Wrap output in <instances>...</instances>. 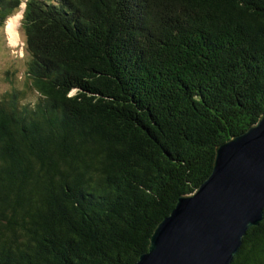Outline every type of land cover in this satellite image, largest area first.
Here are the masks:
<instances>
[{
    "label": "trees",
    "instance_id": "trees-1",
    "mask_svg": "<svg viewBox=\"0 0 264 264\" xmlns=\"http://www.w3.org/2000/svg\"><path fill=\"white\" fill-rule=\"evenodd\" d=\"M21 5L37 98L0 97V264H134L264 115V0H0V32ZM231 264H264V217Z\"/></svg>",
    "mask_w": 264,
    "mask_h": 264
},
{
    "label": "water",
    "instance_id": "water-1",
    "mask_svg": "<svg viewBox=\"0 0 264 264\" xmlns=\"http://www.w3.org/2000/svg\"><path fill=\"white\" fill-rule=\"evenodd\" d=\"M263 217L261 115L245 132L215 148L210 175L192 194L178 198L134 264H231L247 231Z\"/></svg>",
    "mask_w": 264,
    "mask_h": 264
},
{
    "label": "rangeland",
    "instance_id": "rangeland-1",
    "mask_svg": "<svg viewBox=\"0 0 264 264\" xmlns=\"http://www.w3.org/2000/svg\"><path fill=\"white\" fill-rule=\"evenodd\" d=\"M21 6L24 9V5ZM21 8L16 14L21 15V17L16 19L13 28L14 32L17 33V37L12 38L7 31V23L13 17L7 21L4 30L0 32V38H2L0 46V97L5 93L13 91V89L25 91V95L21 101L22 104L27 105L29 102L34 103L37 95L28 88L29 82L26 80L27 56L24 48L25 37L20 30L23 13ZM7 71L12 73L9 78L5 75Z\"/></svg>",
    "mask_w": 264,
    "mask_h": 264
},
{
    "label": "bare ground",
    "instance_id": "bare-ground-1",
    "mask_svg": "<svg viewBox=\"0 0 264 264\" xmlns=\"http://www.w3.org/2000/svg\"><path fill=\"white\" fill-rule=\"evenodd\" d=\"M22 10V8H21ZM24 12V11H23ZM19 17H21V15H16L15 17L11 18L8 23H7V31L8 34L13 38L17 37V33L14 32V22L16 21V19H18ZM13 45V44H12Z\"/></svg>",
    "mask_w": 264,
    "mask_h": 264
}]
</instances>
